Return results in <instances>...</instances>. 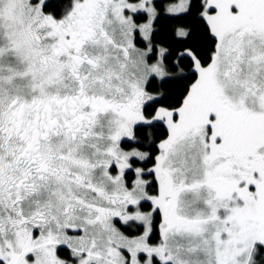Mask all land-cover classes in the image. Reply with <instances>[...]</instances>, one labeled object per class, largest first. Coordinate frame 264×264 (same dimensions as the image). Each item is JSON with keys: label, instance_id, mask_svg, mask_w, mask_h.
<instances>
[{"label": "snow or ice", "instance_id": "snow-or-ice-1", "mask_svg": "<svg viewBox=\"0 0 264 264\" xmlns=\"http://www.w3.org/2000/svg\"><path fill=\"white\" fill-rule=\"evenodd\" d=\"M0 264H264V0H0Z\"/></svg>", "mask_w": 264, "mask_h": 264}]
</instances>
